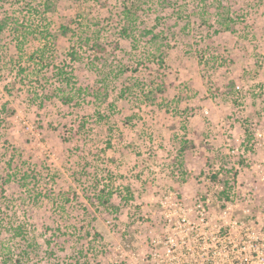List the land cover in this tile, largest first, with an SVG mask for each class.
Returning a JSON list of instances; mask_svg holds the SVG:
<instances>
[{
	"label": "rangeland",
	"instance_id": "rangeland-1",
	"mask_svg": "<svg viewBox=\"0 0 264 264\" xmlns=\"http://www.w3.org/2000/svg\"><path fill=\"white\" fill-rule=\"evenodd\" d=\"M51 1L0 0V264H153L264 165V0Z\"/></svg>",
	"mask_w": 264,
	"mask_h": 264
},
{
	"label": "built area",
	"instance_id": "built-area-1",
	"mask_svg": "<svg viewBox=\"0 0 264 264\" xmlns=\"http://www.w3.org/2000/svg\"><path fill=\"white\" fill-rule=\"evenodd\" d=\"M247 169L243 180L178 213L176 236L162 240L153 264H264V165Z\"/></svg>",
	"mask_w": 264,
	"mask_h": 264
},
{
	"label": "trees",
	"instance_id": "trees-1",
	"mask_svg": "<svg viewBox=\"0 0 264 264\" xmlns=\"http://www.w3.org/2000/svg\"><path fill=\"white\" fill-rule=\"evenodd\" d=\"M38 1H39V0H38ZM41 1H44L42 5L45 6L46 9H50V8H51V5H52V1H51V0H41ZM124 14H125V17L128 18V20L131 21V23H132L134 13H133L129 8L126 7V8H125V11H124ZM224 25H225L224 27H225L226 30H230V24H229V23H225ZM6 26H7V21L4 20V19L0 20V33L4 31V29L6 28ZM128 29H129V28H125L123 34H124L125 36H129V37H130V34H129V32H128V31H129ZM60 32H61V34H63V35H69V34H71V33L73 32V29H72L70 26L63 25V26H61V28H60ZM148 32H149V33H153L152 31H148ZM154 37L156 38V37H157V34H154V35H153V38H154ZM79 38L82 39V36H79ZM86 39H88V38L86 37ZM96 46H97L99 49L104 50V47L101 46V44H100L99 42L96 43ZM74 51H75V52H74ZM76 53H77V52H76V50H75V48H74V49H73V52H71V55H72L73 58H76ZM161 60H162V59H161ZM61 73L64 75V72H63V71H61ZM62 74H61V75H62ZM64 79H66V81H69V80L73 79L72 73H65V77H64ZM159 89H160V88H159ZM160 90H162V89H160ZM70 99H71V98H69V100H70ZM213 177L216 178V176H213ZM224 183H225V188H226V189L232 187L233 184H235V182H234L233 184H231V182L228 181V180L225 181ZM226 189H225V191H226ZM225 191H222L221 194H225ZM20 230H21V226H18L17 229H16V235H18V234L21 233ZM4 263L7 264L6 261H5Z\"/></svg>",
	"mask_w": 264,
	"mask_h": 264
}]
</instances>
